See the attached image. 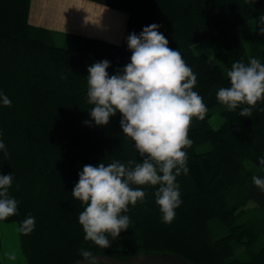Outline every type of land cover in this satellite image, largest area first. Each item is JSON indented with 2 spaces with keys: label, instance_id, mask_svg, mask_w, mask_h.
I'll use <instances>...</instances> for the list:
<instances>
[{
  "label": "trees",
  "instance_id": "trees-1",
  "mask_svg": "<svg viewBox=\"0 0 264 264\" xmlns=\"http://www.w3.org/2000/svg\"><path fill=\"white\" fill-rule=\"evenodd\" d=\"M96 1L129 12L121 46L76 34L68 35V47L58 46L48 31L30 24V0H0V94L12 102L8 107L0 99V140L10 154L6 159L0 150V175L12 174L9 196L18 202L17 214L5 221L20 225L35 217L34 230L20 233L27 263L76 264L85 260V249L121 260L170 252L192 264H264V208L248 206L247 191L264 168V112L254 109L251 117H241L239 109L228 111L216 98L220 88L230 87L226 74L232 64L250 59L240 30L248 36L251 21L264 16V0ZM150 24L160 25L168 47L180 51L196 75L193 91L207 113L203 121L193 117L188 129L193 143L182 150L189 172L177 176L182 204L172 223L162 222L158 186L131 185L146 193L145 201L121 213L129 216V228L102 249L85 241L78 221L83 206L71 194L82 171L78 161L107 166L142 158L124 136L119 112L107 125L92 121L87 70L108 60L109 76L122 74L132 55L127 36ZM205 40L213 55L193 51ZM262 55L264 60V49ZM216 108L223 117L218 127L209 119ZM203 143L209 145L198 149Z\"/></svg>",
  "mask_w": 264,
  "mask_h": 264
},
{
  "label": "clouds",
  "instance_id": "clouds-1",
  "mask_svg": "<svg viewBox=\"0 0 264 264\" xmlns=\"http://www.w3.org/2000/svg\"><path fill=\"white\" fill-rule=\"evenodd\" d=\"M259 32L264 34V16L259 17ZM160 25L145 26L137 35L126 38L132 52L130 63L122 74L109 76L108 60L88 67L87 103L93 106L90 117L97 126L107 125L110 117L121 114L120 125L125 137L134 141L141 162L128 160L126 164L113 161L105 166L84 165L78 173L79 180L72 190L83 211L78 216L85 233V241H91L102 249L111 246L122 230L129 228L130 218L121 213L129 211V205L145 201L146 193L131 185L158 186L155 203L162 213V222L171 224L175 209L182 204L177 176L189 172L187 154L182 149L191 147L188 129L192 118L203 121L207 107L203 98L193 91L197 77L186 65L180 51L168 47V40L158 31ZM230 87L216 93L218 102L228 111H237L241 117H251L253 110L264 112L258 101L264 102V64L256 58L248 63L234 62L227 72ZM4 106L11 100L3 94ZM90 124L91 121H85ZM0 150L7 159L9 153L0 140ZM264 167V157L259 159ZM254 185L264 193V177L254 175ZM12 174L0 175V221L16 215L18 202L9 196ZM18 187V186H17ZM35 228V217L29 215L17 231L30 234ZM8 260L15 261V252H5ZM85 261L97 264L90 250L80 249Z\"/></svg>",
  "mask_w": 264,
  "mask_h": 264
},
{
  "label": "crops",
  "instance_id": "crops-1",
  "mask_svg": "<svg viewBox=\"0 0 264 264\" xmlns=\"http://www.w3.org/2000/svg\"><path fill=\"white\" fill-rule=\"evenodd\" d=\"M28 19L33 26L48 31L54 42L55 39L68 42V35L76 34L121 46L127 30L129 12L96 0H30ZM258 176L264 177V168L259 171ZM247 191L252 202L264 208V193L254 183ZM96 258L102 264H192L170 252H140L126 260L109 256ZM81 261L78 262L86 264Z\"/></svg>",
  "mask_w": 264,
  "mask_h": 264
},
{
  "label": "rangeland",
  "instance_id": "rangeland-1",
  "mask_svg": "<svg viewBox=\"0 0 264 264\" xmlns=\"http://www.w3.org/2000/svg\"><path fill=\"white\" fill-rule=\"evenodd\" d=\"M258 19H254L253 21H251V25L248 27V31H249L248 36L245 35L243 29H241L240 32L243 37V40L246 45L250 58L258 59L255 54L260 53L261 58H262L261 61L264 63L263 55H262V50L264 49V38H263V35L260 34L259 32V24H258L259 20ZM250 33H252L253 37L252 35H250ZM48 37H50V35ZM52 37L50 38L53 41ZM53 43L61 47H68L67 40L55 39V42L53 41ZM192 48L195 53L206 52L209 55H213V50L208 40L196 43L192 46ZM209 119H210L211 124L214 127H218L219 125H221V123L223 122V117L219 113V108H216V110L212 113ZM207 145H209V143H203L198 146V149H201L203 148V146H207ZM246 164L252 165V163L249 161H246ZM78 165L82 170L83 166L86 164L83 163L82 161H78ZM256 205H259V204L253 203L252 200H250V202L248 203V206L253 207ZM18 227L19 225L15 221H11V222L0 221V240H1L0 260L4 264H28L26 257L21 248L20 232L17 231ZM262 241L263 239L261 238L256 243L255 247L258 248L260 244L262 243ZM5 252H15L17 255V259L15 261L6 259L4 255ZM82 261L86 262V264H89L88 261H84V260ZM77 264H80V263L78 262ZM97 264H102V263L97 261Z\"/></svg>",
  "mask_w": 264,
  "mask_h": 264
}]
</instances>
